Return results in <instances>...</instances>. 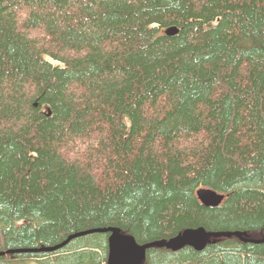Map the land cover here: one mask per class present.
Returning a JSON list of instances; mask_svg holds the SVG:
<instances>
[{"label": "trees", "instance_id": "obj_1", "mask_svg": "<svg viewBox=\"0 0 264 264\" xmlns=\"http://www.w3.org/2000/svg\"><path fill=\"white\" fill-rule=\"evenodd\" d=\"M108 228L264 264V0H0V264H108L109 233L46 251Z\"/></svg>", "mask_w": 264, "mask_h": 264}, {"label": "water", "instance_id": "obj_2", "mask_svg": "<svg viewBox=\"0 0 264 264\" xmlns=\"http://www.w3.org/2000/svg\"><path fill=\"white\" fill-rule=\"evenodd\" d=\"M178 30L176 28H170L167 30L168 34H176ZM198 196L201 202L207 207H217L224 199L223 195L218 194L212 189L202 188L198 190ZM102 232L109 233L108 244H109V255L108 264H144L146 262V252L147 249L152 247H167L172 250H179L185 246H192L196 250H203L207 246L209 239L211 237L219 236H238L241 237V232H225V233H215L207 232L203 228L199 229H186L181 232L177 237L170 240L155 241L149 244L140 245L136 240L129 236L123 235L119 228H108V229H97L95 231H88L84 233H79L77 235L71 236L63 244L46 249V251H54L59 249L65 244H67L72 238L93 233ZM260 242V241H256Z\"/></svg>", "mask_w": 264, "mask_h": 264}, {"label": "bare ground", "instance_id": "obj_3", "mask_svg": "<svg viewBox=\"0 0 264 264\" xmlns=\"http://www.w3.org/2000/svg\"><path fill=\"white\" fill-rule=\"evenodd\" d=\"M224 201V200H223ZM221 205V204H220ZM215 233H223V232H215ZM233 236H235V235H233ZM177 237V236H176ZM220 237V236H219ZM175 238V237H174ZM211 238H213V237H211ZM214 238H217V237H214ZM251 241H262V240H251ZM145 245V244H144ZM192 247V246H191ZM148 250V249H147Z\"/></svg>", "mask_w": 264, "mask_h": 264}, {"label": "rangeland", "instance_id": "obj_4", "mask_svg": "<svg viewBox=\"0 0 264 264\" xmlns=\"http://www.w3.org/2000/svg\"><path fill=\"white\" fill-rule=\"evenodd\" d=\"M33 264H38V263H33Z\"/></svg>", "mask_w": 264, "mask_h": 264}]
</instances>
